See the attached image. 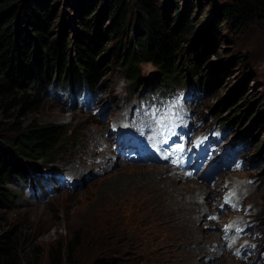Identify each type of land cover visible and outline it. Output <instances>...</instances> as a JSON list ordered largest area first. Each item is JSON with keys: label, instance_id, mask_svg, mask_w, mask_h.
<instances>
[{"label": "rangeland", "instance_id": "rangeland-1", "mask_svg": "<svg viewBox=\"0 0 264 264\" xmlns=\"http://www.w3.org/2000/svg\"><path fill=\"white\" fill-rule=\"evenodd\" d=\"M178 1L179 7L185 8L187 0ZM232 1L203 0L199 2L203 6L202 11H199L198 4L192 5L189 18L194 22L204 20L195 27L193 37L208 29L212 15L208 19L203 17L211 4L215 9V7L221 8L232 4ZM127 2L134 3V0H127ZM57 4L59 20L54 26L55 36H61L60 25L66 21L69 25L66 39L67 42H71L76 35L83 33L84 29L77 21V13L67 5L66 0H58ZM131 13L134 14L132 18L134 23L137 16L134 8ZM107 26L108 21L103 29L105 30ZM227 31L228 28L226 31L223 30V34L216 41L217 50L222 58L212 55V66H206V69L209 67L206 74L208 81L211 80L213 90L211 92L203 90L199 102L194 105L193 110L198 119V122L194 121L196 124L194 127L198 131L202 127L219 126L232 133L234 142H240L243 145L244 150L240 157H245L246 166L233 176V181L249 186L243 193L248 197L247 202L254 206L252 214L256 217L255 230H257V237L261 238L260 245L264 248V235H262L264 234V155L260 156L264 151V24L254 23L248 29L231 37L226 35ZM112 46L113 43H108L105 46V52ZM230 62L228 69L224 70L222 65ZM139 72L142 82L137 85L129 82L119 65H110L103 73L95 90L101 95L99 107L105 108L104 120H101L98 115L84 114L79 109L68 110L65 104L58 102L56 97L49 93L51 86L40 94L37 93L38 90L34 91L30 87L17 91L20 95L36 94V104L32 110H23L22 106L18 105L8 113H0V126L3 128L0 131L3 136L0 138V147H6L4 138L13 139L19 135L16 128L20 123L26 126H62L73 132L72 135L66 137L58 151L45 164L35 160L23 161L11 150L12 148L7 149L15 157V163L31 164V171L36 169L38 172H44L42 174L45 175L57 173L58 168H61V172L66 176L69 169L75 168H80L86 173L68 176L72 178V181H78L75 189L63 191L48 201L46 198L36 196L34 191L31 195L35 198H32L26 187L27 184L20 177L21 173L16 171L19 176L17 181L8 186L13 191L10 200L7 206L0 208V238L7 236L15 240L19 264H51V253L69 245L71 241L73 242L68 264H95L96 261L105 259H116L117 264H180L174 257V253L176 243L181 240L172 242V248L167 247L166 238L172 228L170 224L174 223L157 217L158 208L151 205L156 194L148 187L149 196L145 200L138 198L133 188L129 190V187L135 183L134 178L141 177L138 173H130V170L137 165H122L117 160H114L111 167L100 165L98 168L88 169V166L80 165L82 160L89 165L90 161L83 155L87 151L96 156V160L93 158L95 162L99 160L96 163L112 157L111 155L104 156L99 151L109 141L111 121L116 120V116L126 114L131 100L145 96L152 91L166 90V88H161L165 80L155 66L144 63L140 66ZM195 85L197 89L199 83ZM240 90L244 91L246 101L254 104V111L251 117L238 128L237 125H231L228 122L231 117V112H229L231 105H227V102L233 100L234 103H240L242 98L238 93ZM116 95L118 102L113 113L118 112L119 107H122L121 112L116 113L111 118L110 124L108 122V127L102 130L100 142H94L88 133L94 131L98 124L104 123L110 117L113 105L116 104L113 100ZM220 105L223 117H216L214 110ZM158 178H163L162 180L167 182L166 175L160 174ZM136 181L140 180L136 179ZM176 184L181 189V193L192 192L188 190L193 187L192 182L179 181ZM195 185L198 184L195 183ZM134 186L139 192L143 191L137 183ZM211 188L216 189L214 186ZM126 191H128L127 194H124ZM254 191H256L255 194ZM218 193H220L219 190ZM222 195L223 192L217 199L218 203L213 205L214 211L220 203L222 205ZM123 200L126 202L123 203ZM128 203L136 205L133 208L126 205ZM181 212L186 214V210ZM210 213H207L208 216ZM221 215H219L220 218ZM208 216L203 217L205 220L200 225L202 233L218 234L222 230L224 221L218 219L216 224L211 226ZM78 244L80 246L74 253L73 248ZM191 245V247L198 246ZM211 245L213 246L212 243L203 244L209 252H213L214 248H211ZM224 256L226 262L223 264H246L238 262L239 260L230 254L226 255L225 252ZM202 261L204 264H216L209 262L213 261L211 257L203 256Z\"/></svg>", "mask_w": 264, "mask_h": 264}, {"label": "trees", "instance_id": "trees-1", "mask_svg": "<svg viewBox=\"0 0 264 264\" xmlns=\"http://www.w3.org/2000/svg\"><path fill=\"white\" fill-rule=\"evenodd\" d=\"M201 1L187 0L185 8H180L178 0H134V3L66 0L84 29L67 42L69 25L66 21L60 25L61 36L56 37L54 33L59 20L58 0H0V113H8L18 105L23 110H32L36 94L17 92L26 87L38 90V94L53 85L63 89L81 85L96 89L110 65H119L131 84L141 83L139 68L149 63L163 76L165 82L161 88H166L165 91L199 83L202 91L211 92L213 85L208 81L209 67L206 69V66H212V55L222 58L216 41L227 28L226 35L231 37L254 23L264 24V0H233L232 4L215 9L211 4L203 17L208 19L212 15L208 29L193 37L195 27L204 20L194 22L189 13L195 4L202 11ZM132 8L137 15L134 23ZM106 20L108 26L104 30ZM108 43L113 46L105 52ZM229 64L231 62L222 68L227 70ZM243 92H238L242 97L240 103L227 102L231 105L228 122L238 128L254 111V104L246 101ZM221 108L220 105L214 110L216 117H223ZM16 130L19 135L4 138L6 147H0V208L7 206L10 200L13 191L8 186L17 181L16 171L22 178L32 169L30 164L15 163V157L8 150L12 148L23 161L43 164L73 133L62 126L22 123ZM263 155L264 151L260 156ZM72 242L51 253V264H68ZM15 243L7 236L0 238V264L20 263ZM79 246L73 248L74 253ZM115 261L98 260L95 264H117Z\"/></svg>", "mask_w": 264, "mask_h": 264}, {"label": "bare ground", "instance_id": "bare-ground-1", "mask_svg": "<svg viewBox=\"0 0 264 264\" xmlns=\"http://www.w3.org/2000/svg\"><path fill=\"white\" fill-rule=\"evenodd\" d=\"M132 81L133 80L131 79V82ZM106 90H108V89H106ZM115 98H116V100H115ZM119 99H120V97H119ZM113 100H114V103H116V104L113 105L110 117L104 123L98 124L94 131H90L88 133V136L94 142H100L101 137H102V130L106 126L108 127V122L111 120V118L116 113L121 112L122 107H119L118 112L113 113L114 108L117 106V102H118L117 95L114 96ZM103 154H105V153H103ZM83 155L86 156V159H88L90 161V163L88 165V164H86L87 162L85 163L82 160L80 162V165L88 166V169L98 168V166H100V165H103L106 167H111L113 162H114L113 157H109L108 159H104V161H102L100 163H96L99 160L95 162L96 159L93 160V158H95V156L91 155L88 151L86 153H84ZM56 164H57V162H56ZM125 165H127V164H125ZM56 172L63 174L61 172V168L56 169ZM79 173L81 175L86 174L84 170H82L80 168H75V169H69L67 176H77L76 174H79ZM130 173H134V174L138 173V175L139 174L141 175V177L138 176L140 178H134V181H135V183H137L139 185V187L143 188V191L139 192L138 189L135 188V186H134L135 183L132 184L131 187H129V190H131L133 188L136 191L138 198L146 200V198H148V196H149V194L147 192V188L150 187L151 190L156 194V198L153 200L154 202L153 201L151 202V205L158 208V210H156L157 211L156 212L157 217L162 219V220H165V221H172L174 223L172 225L170 224V226H172V228L170 230L169 235L166 238V242H167V247L170 246L172 248V242H174V241L176 242L178 239L181 240V242L176 243V245H175L176 252L174 253V257H176L178 259L180 264H204V261H202L203 256L211 257L213 259V261H209L211 263L215 262L216 264H218V263L223 264L226 262V259H224V257H225L224 253L221 254L222 251H225L222 249L223 244H225L223 241L224 230H221L218 234H204V233H202L201 226H200V225H202L201 223L205 220L203 217L208 216V214H207L208 212H211L210 214H213V215H216L217 213L219 214V212H221V209H220L221 203L217 206L215 211L212 208L213 205H215V203L218 201L217 199L221 195V192L223 190L221 184H217L216 189H213L211 187L204 188L200 185L199 186L195 185V183L190 181V180H187L186 183H190V182L193 183V185H192L193 187L191 189L190 188L188 189L189 191H192V192L184 194V193H181V189L176 184L179 181L180 182L183 181V177H181L180 175H177V174L169 175V171L163 167H157V166L146 167V166L137 165L134 167V169L130 170ZM160 174L166 175V177H167L166 181L167 182H164L162 180L164 177L161 179L158 178V176ZM64 176H66V175H64ZM131 176H133V175H131ZM131 176H129V177H131ZM136 179L140 180V181L137 182ZM234 183H235V188L238 191L239 190L243 191V190L249 188V186L245 185V183H241V182H237V181H234ZM193 190H195V191H193ZM218 190L220 191V193H218ZM127 192L128 191L124 192V194H127ZM255 192L256 191H254V194H255ZM188 194H190V195H188ZM248 194H249V192H248ZM131 197H132V195L130 196V198ZM122 202L125 203L126 200H123ZM126 205H129L130 207L134 208L136 204L128 203ZM144 209H146V208H144ZM183 210H186V214L181 212ZM263 211H264V209H263ZM260 214H261V212H260ZM210 223H211V226L216 224L215 221H211ZM217 225H218V223H217ZM252 229H255V226H253ZM262 235H264V234H262ZM204 243H212L213 246L211 245V248H214L215 251L213 253L211 251L209 252L208 249L205 246H203ZM191 244H196L198 246L191 247L192 246ZM199 258H201V259H199Z\"/></svg>", "mask_w": 264, "mask_h": 264}, {"label": "snow or ice", "instance_id": "snow-or-ice-1", "mask_svg": "<svg viewBox=\"0 0 264 264\" xmlns=\"http://www.w3.org/2000/svg\"><path fill=\"white\" fill-rule=\"evenodd\" d=\"M237 254H239V253H237Z\"/></svg>", "mask_w": 264, "mask_h": 264}]
</instances>
